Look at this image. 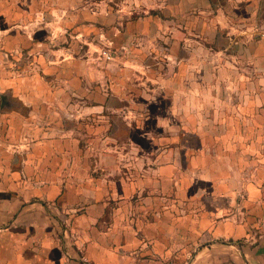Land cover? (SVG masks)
<instances>
[{"label":"crops","instance_id":"crops-1","mask_svg":"<svg viewBox=\"0 0 264 264\" xmlns=\"http://www.w3.org/2000/svg\"><path fill=\"white\" fill-rule=\"evenodd\" d=\"M98 1L0 0V54L10 56L0 68V264H264V0H213L212 59L200 47L168 46L175 65L161 79L164 95L145 80L128 89L127 60L108 62L112 94L137 107L118 127L122 141L107 134L94 145L43 102L54 96L45 95L53 78L44 75L63 70V82L83 87V116L103 115L109 89L94 95L80 36L118 39L125 28L112 24L123 15L90 6ZM157 21L147 16L139 28ZM57 22L72 39L59 60L42 52ZM144 49L134 58L148 67ZM32 66L42 71L33 79L24 71ZM56 89L55 102H77ZM54 200L69 223L47 206Z\"/></svg>","mask_w":264,"mask_h":264},{"label":"rangeland","instance_id":"rangeland-1","mask_svg":"<svg viewBox=\"0 0 264 264\" xmlns=\"http://www.w3.org/2000/svg\"><path fill=\"white\" fill-rule=\"evenodd\" d=\"M179 2L180 0H102L98 1L97 4L94 3L90 5L100 13L108 11L109 14L108 8H110L113 12L123 15L122 17L124 18L122 21L119 19V24L116 22L112 23L115 26L118 25L120 28H125L123 38L112 39L109 35L104 33L103 36L99 34V38L97 37L87 42L85 41L84 36H80L82 38L80 40V47L82 49L81 59L87 58V64L90 65L93 70L91 78L94 95L99 98L103 93L102 91L108 92L109 89L108 99L105 103L106 106L103 108V115L102 113L99 114V112H94L89 117H85V115L83 116L84 112L80 108V105L83 104L81 96L83 94V87L77 86L74 89L72 85L63 82V80L60 79L62 78L61 74L63 73V70L52 72L53 75L49 74L48 77L44 75L45 79L53 78L51 79L52 82L48 83L45 88V95H54L52 101L46 100L43 102L46 114L50 113L49 117L54 114V120L62 127L67 126L68 124L75 127L77 129L76 135L82 142H88L90 140L92 141V144L98 145L102 142V139H105L107 134L113 137V139H110L111 143L114 141H122V139L125 138V133L123 134V132H119L118 127L124 129V126L127 123V119L124 118V115L128 114L130 116L128 120H131L134 112H136L135 108L137 107V103H128V105L125 106L122 101L118 100L117 95L112 94L114 93L113 91L116 90L113 86H110V84L114 82H112V79L108 78V75L105 72L106 68H104L108 65V62H110L111 67H118L116 64L118 62L117 59L124 57L127 60L128 64L125 66L127 68L125 73L128 76H126L128 78L127 81L133 84H130L128 89L131 86L134 87V83H140L142 80H145V84H142L143 86L146 88H154H147L150 92L157 93V95H164L167 92V87L163 82L164 80L161 79L165 78L168 71L172 69V67L174 68L175 65V61H173V66H171V60L168 55L170 49H168V46L175 47L179 52L183 47L190 48L193 52L195 51L193 48L200 47L202 49H200L199 52H205L206 58L212 59L213 57V0H188L187 9L185 8L186 10L184 9V11H181ZM150 15H156L158 18V21L154 23V27L149 24L148 29V25L145 24L142 28H139L138 21H140V19H145ZM40 16L44 18V14L40 13ZM39 25L46 26V19H41ZM60 25V22L52 23L49 27L50 38H43L46 42V47L42 49L44 50L42 52L46 58H55L56 60H59L60 57L68 55L71 52V49L69 48L71 47L72 42L71 36L69 35L68 30ZM129 28L133 30L130 33L127 32V30H130ZM53 29L54 33L51 31ZM144 30L146 32L149 30V34L144 32ZM202 31H204L203 33L205 34H203ZM55 34L57 35L53 36ZM114 35L117 34L114 33ZM169 37H172L171 41ZM139 47L145 48L144 50L147 52L146 62L150 63L149 65L146 64L148 67H152L156 70L155 72L160 79H156L149 75L150 68L136 62L134 57L136 56V51H138L137 49ZM58 48H61L62 50L55 53L54 49ZM84 50H86V53H84ZM72 53L74 54V52ZM23 56L28 60H31V58L34 57V55L28 53L23 54ZM8 57L10 56L6 55L4 52L0 54L1 69H5ZM24 71L26 73L25 76L29 78L35 77L37 73L42 72L41 69L34 66L28 67ZM5 73L6 75H10L8 71ZM5 73H2L1 76ZM15 75L18 76V71H15ZM79 76L81 77V75ZM61 83L64 84L62 85ZM58 86L63 89V93L67 95L69 93V95L74 96L72 99H78L77 102H73L72 100L69 102H65L64 100L55 102L54 97ZM5 88V86H0V91H4ZM33 88H35V86L31 87L30 93H35V89ZM125 90L127 91V89ZM133 92L141 93V89L138 85ZM79 100L82 101L80 102ZM166 104L167 103H165V105ZM154 109L155 106H153V110ZM53 110H55V112ZM124 110L126 111V114L124 113ZM75 115L79 116L75 117ZM134 136L138 138L137 133H134ZM126 138H128V136ZM139 139L143 143L146 141L142 136ZM130 141L132 140H127V142ZM96 151L99 150H94L93 160L92 162H89L90 165L97 164L96 160L99 158L100 154H96ZM95 173H99V168ZM48 202L46 201V204L47 206H50V209H52L53 206L54 209L58 211L54 215L55 218L58 219L61 224L69 223L68 210L63 209L64 205H58L59 201L55 200V203ZM62 229L63 228L60 230L62 238L61 246L65 252L67 247H65L63 243H67V240L63 236L64 233Z\"/></svg>","mask_w":264,"mask_h":264}]
</instances>
